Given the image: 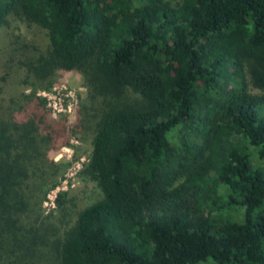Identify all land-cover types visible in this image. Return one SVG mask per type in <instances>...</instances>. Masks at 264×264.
Segmentation results:
<instances>
[{
	"label": "trees",
	"instance_id": "obj_1",
	"mask_svg": "<svg viewBox=\"0 0 264 264\" xmlns=\"http://www.w3.org/2000/svg\"><path fill=\"white\" fill-rule=\"evenodd\" d=\"M13 17L48 44L11 41L31 91L0 101V264H264V0H0ZM60 72L88 89L73 124L38 94ZM79 134L103 198L46 215Z\"/></svg>",
	"mask_w": 264,
	"mask_h": 264
},
{
	"label": "rangeland",
	"instance_id": "obj_2",
	"mask_svg": "<svg viewBox=\"0 0 264 264\" xmlns=\"http://www.w3.org/2000/svg\"><path fill=\"white\" fill-rule=\"evenodd\" d=\"M9 22V25L0 31V87L4 85V94L1 95L0 101L3 104L12 96L31 91L29 87L22 84L24 70L19 69L15 64L11 65L13 68L11 70L7 66L12 39L17 37L42 47L48 44L46 32L36 25H28L16 17L10 18ZM8 73L9 76H6L5 74ZM42 92L44 90H40L38 94L42 95ZM252 92L264 94L254 89ZM46 93L54 97L57 102H61L63 108L67 110L62 114L67 117L69 124H73L82 101L88 96V89L80 73L60 72L57 83L51 90H46ZM59 118L60 115L56 117V119ZM92 150L93 135L79 134L72 138L69 146L51 154L50 158L53 161L66 164L67 168L44 202L43 210L46 215H58L57 199L61 194L67 195L68 211L74 218L80 211L103 198V193L97 183L82 176V172L90 161Z\"/></svg>",
	"mask_w": 264,
	"mask_h": 264
},
{
	"label": "built area",
	"instance_id": "obj_3",
	"mask_svg": "<svg viewBox=\"0 0 264 264\" xmlns=\"http://www.w3.org/2000/svg\"><path fill=\"white\" fill-rule=\"evenodd\" d=\"M43 96L39 94V96L43 97L47 101V105L49 109L52 111L53 117L56 119L58 115L64 116L62 113H65L67 110H65L61 104V102H57L54 97L50 96L46 93V91L42 92Z\"/></svg>",
	"mask_w": 264,
	"mask_h": 264
}]
</instances>
